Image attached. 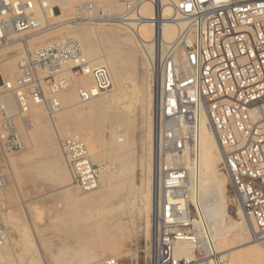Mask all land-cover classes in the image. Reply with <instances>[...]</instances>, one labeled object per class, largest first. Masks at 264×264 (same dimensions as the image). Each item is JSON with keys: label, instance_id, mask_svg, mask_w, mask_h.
I'll list each match as a JSON object with an SVG mask.
<instances>
[{"label": "built area", "instance_id": "2783aa9c", "mask_svg": "<svg viewBox=\"0 0 264 264\" xmlns=\"http://www.w3.org/2000/svg\"><path fill=\"white\" fill-rule=\"evenodd\" d=\"M59 1L64 0H0V43L16 34L46 30L35 11L45 16L56 8L60 11ZM68 1L76 10L72 21L88 25L132 28L143 19L136 11L139 0ZM113 1L122 2L124 10L113 11L107 5ZM172 7L173 21L182 25L158 59L157 211L146 264H227L195 205L200 135L205 121L219 144L220 168L238 206L254 229L264 230V0H172ZM149 19L155 24L154 18ZM181 45L183 62L176 58V46ZM17 74L13 82L0 84V156L4 157L24 149L14 120L17 117L29 128L31 103L42 104L53 119L61 109L56 94L70 78L81 74L92 78L90 88L78 90L81 102L113 86L108 68L91 63L78 41L69 37L26 51L18 59ZM8 95L16 103L15 113L6 105ZM58 143L70 185L82 192L96 189L104 167L91 161L83 137L58 136ZM3 183L0 176V187ZM191 206L197 220L191 217ZM3 239L0 231V244ZM179 242L192 245L193 257L176 253ZM136 255L107 257L101 264H137Z\"/></svg>", "mask_w": 264, "mask_h": 264}, {"label": "bare ground", "instance_id": "6f19581e", "mask_svg": "<svg viewBox=\"0 0 264 264\" xmlns=\"http://www.w3.org/2000/svg\"><path fill=\"white\" fill-rule=\"evenodd\" d=\"M66 1L68 0H65V2ZM109 7H111L110 4ZM136 11L143 19L139 24L133 25L132 28L121 26L130 30L131 35L128 34L120 37L121 40L118 44L115 42V34L112 29H97L99 26L95 27L94 25L90 28L81 27L70 33L67 31L66 34L60 35V39H63L70 37V34L72 38L78 41L83 55L91 63L106 66L110 72L113 86L109 90L110 95L107 97L103 96V94L109 91L101 93L91 98L89 101L81 102L78 99V90L80 88H90L92 85V78L88 74H81L77 77L70 78L68 86L56 94V97L61 103V109L54 115L56 118L51 119L49 117L48 123L54 133H57V137L59 136V128H72L77 134L82 136L87 144L90 159L92 157L93 161H103V159L107 157L110 159V164L105 165L107 170L105 172L102 171L99 177V181L101 178L105 181L102 182L103 184L105 183L104 187L108 190L113 187V183H111L112 179L114 180L117 177L132 171L135 166H133L134 162L133 159H131V157H133L132 140L129 138L130 133L134 130L136 125L135 111H133L132 105L134 101L139 105L142 126L148 125L146 135L148 137H153V150L156 149V117L158 114V92L156 91V87H158L159 78V53H163L164 50L168 48L169 44L176 40L179 29L178 24H180V26L182 25L181 23L177 24V21H173L172 19L174 15L172 0H139ZM69 15V7H66L65 11L60 10L57 12L54 10L52 14H47V16H45L39 9H36L35 11V18L46 24L48 28H52L47 21L48 18L58 20L59 23L61 22L60 24H64L71 22L68 20L70 19ZM149 18H154V20H156L155 24H152ZM72 26L74 27V25ZM54 41L55 40L50 41L49 43L45 41L47 43L45 45ZM188 41L189 38L187 37L186 42ZM155 42L158 47L153 49ZM134 44L141 51L144 66L145 64H152L151 69L149 68V70H152V73L155 71V74L157 75L156 86L152 83L150 84L152 85L150 87H153V92L150 90L148 83H144L141 86L135 84V75L133 71L135 69L136 50L133 48ZM41 45L44 44L38 43L37 47H40ZM18 46L22 48L24 53L26 52L27 49L23 42H20ZM116 46H121L122 50L118 52ZM29 47L32 49L35 45L30 43ZM176 47V58L178 61L183 62L185 58L183 46ZM15 59L7 58L0 64L2 73L11 82H13L18 75L17 66L16 69L14 66ZM127 81L130 82L131 85L128 84ZM128 89L130 90L127 91ZM5 102L8 109L12 113H15L17 106L12 96H6ZM32 105L35 107V110L30 109V116L31 119L36 120L41 117L40 115L42 111L39 108L44 106L42 104L31 103L30 107ZM79 106H83V108L78 109ZM151 110L155 113V125L154 121L153 124L149 121V119L152 118L150 116ZM104 121L109 123V126L107 125L108 127L105 128L109 133L108 139H101L99 137V133L101 131L103 132L101 124ZM46 122L47 121H45V123ZM33 136L41 142L54 141L48 127L37 126ZM103 146L106 149V152L102 151ZM141 146V148L144 149L145 155L141 158L140 162L145 165L146 172L148 173L151 167V163L149 162L151 159H149V151L145 150H150L152 146L147 140L142 142ZM55 151H57V149ZM55 155L57 154H54V156ZM221 159L222 154L219 144L204 121L200 135L198 169L199 200L195 199V203L199 211L205 215L204 218L206 217L205 220L209 224V229L212 233L216 248L223 247L226 250L222 251L228 250V264H240L242 260L241 258L244 256L257 264L259 263V257L264 252V240L259 242V246L254 242L259 239H264V233L260 237L254 233L255 229L240 206L238 210L236 209L238 219L232 220L230 217L227 204L228 178L220 171ZM152 170L153 175L151 182L149 178L142 179L139 187L127 188V190L123 192L121 191L122 193L120 192L118 198L116 199L115 197V201H112V203H108V198L113 195V192L110 194H103L97 199L94 197L95 193H89V195L86 196H75L71 194L72 192H69V190L73 187L69 184V178L67 177L69 174L67 175V170H56L58 171V175L57 180L54 178L56 180L55 182L63 180L68 181L64 188L62 186L64 190H62V193H64L62 197L64 196L63 198L69 202V215L73 218V216L75 217L81 214V216H85L86 218L83 222H77V238H81L86 243H80L79 246H72L70 248L67 247L69 249V259H72L73 262H75L74 264H80L83 262L87 264H101L102 260L107 257H117L119 253L118 250L121 246L123 247L126 244L131 243L133 238L132 232L135 233V231H133V216L135 213H138L137 215H140V219L143 220V236L145 240L148 239L147 237H150L152 240V243H149L150 245L145 244L144 240V248L141 251L148 253V251L152 249L155 234L153 227L157 211L156 191L158 186L154 159ZM80 208L81 210H79ZM149 225H151L150 233ZM248 230L254 233V239L247 241V243L250 242L249 244H254L242 248L239 247L236 248V250L232 249V251H230V248H232L228 247L230 244L237 243L238 246L244 244L242 238H244ZM5 236V240H9L8 235ZM66 245L67 244L61 246L62 248L59 247L57 253H53L52 261L54 260L58 264H68L66 256H63V252L66 249H64V247H66ZM122 251H124L125 255H133L136 254L139 249L127 248ZM175 251L179 256H185L187 258L193 257V248L188 242H179L176 244ZM99 259H101L100 262ZM72 260L69 261L72 262Z\"/></svg>", "mask_w": 264, "mask_h": 264}, {"label": "rangeland", "instance_id": "374dc122", "mask_svg": "<svg viewBox=\"0 0 264 264\" xmlns=\"http://www.w3.org/2000/svg\"><path fill=\"white\" fill-rule=\"evenodd\" d=\"M59 2L61 5V11H65V8L69 7V10H70L69 18L70 19L68 20H70L71 22L60 24L61 22L59 23L58 20L48 18L47 21L52 28L47 27L46 30H43L36 34H31V35H25L24 33L16 34V36L11 37V40L8 43H0V64L3 63L4 60L7 58H10V59L16 58L14 60V66L16 69V66H17L16 62H18V59L20 58V56L24 54V52L22 51V48L18 46L20 42L24 43L27 49L26 50L27 52L28 51L32 52L36 50L35 48H41L45 46V44L49 43L50 41L59 40L60 35L66 34L67 31H69L70 33L73 30L80 29L81 27L90 28L93 26V25L85 24L83 22L72 21L76 15V10L73 4H71V1L65 2L64 0V1H59ZM57 3L58 2H56V4ZM109 4L111 6L110 8L115 12L120 13L122 12L121 10H124V4L122 2L113 1V2L107 3L108 6ZM56 11L59 12V9L56 8ZM72 25H74V27ZM102 25H94V26L95 27L99 26L97 29H112V31L115 34V42L117 44L120 43V40H121L120 37H122L123 35H128V34L131 35L130 30L123 28L119 25H113V24L112 25L102 24ZM69 36H70L69 38H72L70 34ZM37 40L38 41L41 40V41L38 42ZM30 43H33L35 45V47H33L34 49L33 48L31 49L29 47ZM36 43L37 44L43 43L44 45L37 47ZM116 48L118 52L122 50L121 46H116ZM133 48L136 50L135 69L133 71L135 75V84L138 86H141L144 83L145 84L148 83L150 90L153 92V87H150L152 86L150 84L152 83L154 86H156L157 75L155 74V71H153L154 73L153 74L152 70H149V68L151 69L152 64L151 65L145 64L144 66L140 49L135 44ZM153 49H156L155 44L153 46ZM103 53H106V52H103ZM16 78L17 77H15V79ZM2 80L6 82L8 78H6V76L2 73L0 69V84ZM128 84L131 85L130 82H128ZM129 90L130 89H128L127 91ZM156 91H157V87H156ZM108 95H110V91L103 94V96H106V97ZM132 105H133V111H135L134 114H135V124H136L134 130L130 133V136H129V138L132 140V148H133L132 149L133 154L131 153L133 157H131V159H133V162H134L133 166L135 165L132 171L127 172L117 177L114 180L112 179L111 183H113L112 185L113 187L109 190L104 187L105 183L103 184V182L105 181L101 178L99 186L96 189L87 191V192H82L72 186L73 188L69 190V192H72L71 194L75 196H86V195H89V193H95L94 197L97 199L99 196L103 194H107V193L110 194L111 192H113V195H111L108 198V203H112V201L113 202L115 201V197L116 199L118 198V195H120L119 193L121 191L123 192L127 190V188L129 189V188L139 187L142 179L149 178L151 182L152 175H153L152 169H153V159H154V150L152 146L153 137L152 136L148 137L146 135L148 125L142 126L141 124L142 119H141L138 103L134 101ZM79 108H83V106H79L78 109ZM30 109L35 110V107L33 105L31 107L29 106V111H30L29 114L31 115ZM39 109H41L42 111L40 115L41 117H39L36 120L31 119V126L29 128H24L21 125L20 120L17 117H15L14 122L21 136V139L23 141L24 149L21 152L9 154L8 157L0 156V176H2L3 181H4L3 186L0 187V231L2 232V234L4 233V239L2 240V243L0 244V264H58L54 260L53 261L51 260L53 259L52 255L54 252L57 253V251H59L58 248L61 246H64L65 244L67 245L66 247H64V249L65 248L66 249L65 250L63 249L64 250L63 256L64 255L66 256L68 264L69 263L74 264L75 262H73L72 259H69V256H68L69 249L68 248L72 246H79L80 243H86L81 238H77L78 237L77 236V226H78L77 222L78 221H79L78 223L83 222L86 219L85 216H81V214H79L80 217L77 215L75 216L76 218L74 216L72 218V216H70L68 213L69 211L68 203L69 202H67L65 198H63L64 196L62 197V195H64V193L62 192L64 191L63 188L65 187V184L68 181L70 184V177L67 176L69 178L68 181L63 180L60 182L59 181L55 182L57 180L59 169H65V170L67 169L66 167H64L65 165H64L61 153H60L57 133H54L50 124L48 123L49 116L47 115L45 108L41 106ZM150 112H151L150 116L152 118H150L151 120L149 119V121L152 124L154 121V125H155V119H154L155 113L153 110H151ZM53 118H56V116H54ZM45 121L47 122L45 123ZM107 125L109 126V123L105 121L101 124V127L103 128V132L101 131L99 133V137L101 139L109 138V133L105 129L106 127H108ZM37 126L48 127L52 135V139H54V141L51 140V142H41L39 139L34 137L33 136L34 131ZM59 130L60 131L58 135L61 137H67V136H70L72 133H76L72 128H69V129L59 128ZM145 140H147L152 146V148L150 147L151 148L150 150H145V151H149V159H151L149 161L151 163L150 164L151 167L148 173L146 172L145 165L141 164L140 162L141 158H143L145 155L144 149L141 148L142 147L141 144ZM56 149L57 151H55ZM102 151L106 152V149L104 148V146L102 148ZM54 154H57V155L54 156ZM53 156L56 158H54ZM91 160L92 162L96 164H101L104 167L103 169L104 172L107 170V167L105 165H108L111 162L110 159H108V157L103 159V161H98V162L93 161L92 157H91ZM57 169L58 171H56ZM220 171L222 172V170ZM51 173L54 175H52ZM222 173L225 174L224 172ZM67 175H68V171H67ZM227 194H228L227 204L229 208V215L232 218V220H237L238 215H237L236 209L238 210L239 206L236 202V199L233 194L232 188L230 187L229 181L227 183ZM81 208L79 210H81ZM196 208H197V205H196ZM197 211L200 217L203 219L205 215L202 214L198 208H197ZM197 211L195 210L194 207L192 206L190 207L191 217L195 218L196 220H197L196 218ZM66 212L68 213V215ZM120 212H121V209H120ZM137 214L138 213H135L133 216L134 217L133 218V226H134L133 231H135V233L132 232L133 238L131 240V243L126 244L123 247L121 246V248L118 250L119 253L117 257L126 258L129 256V255L124 254V251H122L124 249H127V248L139 249V251L136 252L137 264H146L150 250L148 251V253L141 251L144 248L143 245H144L145 238L143 236V232H144L143 231V220L140 219L141 216ZM150 226L151 225H149V227ZM150 230H151V227L149 229V233L151 232ZM254 233L257 234L258 237H260L264 233V230L255 229ZM254 233L248 230L247 234L244 236V238H242V241L244 242V244L241 246H238V244L234 242L235 244L232 243L228 246V247H232L230 248V251H232V249L236 250V248H239V247L242 248V247L254 244V243L257 246H259V242L263 241L264 239H259L256 242L251 243V244H249L250 242L247 243V241L254 239V236H253ZM5 235H8L9 240L7 241L5 240L6 238ZM147 238L148 239L145 240V244L150 245L149 243L152 240L150 237H147ZM218 250L222 251L226 249L223 247H219ZM222 252L226 255L227 262H228V257H227L228 250L222 251ZM241 259L242 260L240 264H243V263L244 264L246 263L256 264L245 256ZM69 260H72V262ZM100 260L101 259H99V262ZM80 264H87V263L83 262ZM257 264H264V252L259 257V263Z\"/></svg>", "mask_w": 264, "mask_h": 264}]
</instances>
